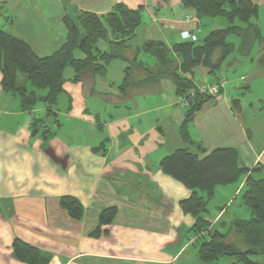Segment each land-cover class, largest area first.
Wrapping results in <instances>:
<instances>
[{"label": "crops", "instance_id": "0c3cea01", "mask_svg": "<svg viewBox=\"0 0 264 264\" xmlns=\"http://www.w3.org/2000/svg\"><path fill=\"white\" fill-rule=\"evenodd\" d=\"M255 4V24L262 29L264 0ZM116 5L140 9V26L122 46H113L118 41L108 34L97 49L126 60L113 59L102 75L88 72L78 81L67 67L51 116L46 117L43 105L22 110L18 95L2 90L0 72V264H25L14 257L16 240L38 250L37 264H210L199 261L197 248L188 244L194 220L180 203L191 191L165 175L159 162L177 150L203 158L215 149L232 148L238 168L264 173V125L258 122L264 114V44L255 45V55L247 58L246 76L239 78L247 85L238 96L226 94V75L194 69L192 77L199 75V81L225 82L188 125L191 145L180 137L186 110L178 105L174 83H144L138 66L157 67L143 50L146 44H164L169 59L178 63L171 47L185 42L184 33L201 39L222 29L221 23H199L181 0H0V29L45 58L65 43L66 15L101 18ZM74 59L84 56L75 51ZM126 73L129 84L122 90ZM19 81L25 79L18 76ZM254 86L255 102L244 101ZM38 119L45 120L51 138L32 134ZM244 180L214 190L208 220L220 230L240 218L227 212ZM64 197L81 204L79 220L60 207ZM109 208L116 214L101 225L99 214Z\"/></svg>", "mask_w": 264, "mask_h": 264}, {"label": "trees", "instance_id": "16d2710c", "mask_svg": "<svg viewBox=\"0 0 264 264\" xmlns=\"http://www.w3.org/2000/svg\"><path fill=\"white\" fill-rule=\"evenodd\" d=\"M181 4L195 13L199 23L219 18L227 26L212 30L195 42L173 45L171 52L178 58V63L169 59L170 51L164 44L148 43L143 50L157 60V67L155 70L138 67L146 75L144 83L153 85L169 79L176 87L177 96L188 99L179 133L184 142L193 145L187 127L202 105L214 98L199 93L187 76H192L197 67L216 74L233 53L240 58L250 57L255 45L264 44V28L252 22L258 18L255 0H181ZM64 26L67 32L64 45L45 58H38L28 44L0 29L1 88L6 93L18 95L22 110L32 111L42 104L46 117L51 116L62 92L63 72L67 67L74 70V81H78L88 72L102 75L111 60L122 58L114 53H99L97 43L110 34L118 41L113 46H122L140 26V9L116 5L101 18L90 13L76 14L74 19L66 15ZM229 37L238 39V47L228 42ZM75 51H80L84 59H74ZM260 63H264V56ZM19 75L25 76L22 85L18 84ZM128 79L126 73L122 90L129 84ZM31 132L44 140L53 135L44 119L34 120ZM197 148L203 153L200 146ZM159 168L191 191L190 197L180 203V209L194 220L192 235L205 233L197 240L199 261L212 263L230 258L234 261L232 264H261L251 260L264 256V180L254 176L258 169L248 172L238 168L237 152L232 148L215 149L203 158L187 150H177L164 157ZM244 178L239 195L250 216L237 218L220 230L208 220L214 190L218 186H238ZM59 203L72 219L81 218L82 206L77 200L64 197ZM115 214L114 208L103 210L99 214L100 224H110ZM13 254L25 264H37L39 258L37 249L17 240L13 244Z\"/></svg>", "mask_w": 264, "mask_h": 264}, {"label": "rangeland", "instance_id": "374dc122", "mask_svg": "<svg viewBox=\"0 0 264 264\" xmlns=\"http://www.w3.org/2000/svg\"><path fill=\"white\" fill-rule=\"evenodd\" d=\"M209 20H212L209 22H213L216 24L221 23L223 25V27L227 26L226 22L223 19L217 18V19H209ZM252 22L255 23L256 21L252 20ZM228 42H231L232 44L235 45V47H238V39L237 38L229 37ZM252 55H255V49L252 51L251 57H252ZM247 62H248L247 58H240L237 55V53H233V55L231 57H229V59L226 61V63L222 66L221 71L217 73V76L226 75L227 80L229 81V83L227 85L225 84V86H224L227 95L232 96V97L238 96V95H240V91H242V89H244L246 87L247 82L244 80V78L242 80H239V78L242 77L243 75L246 76L245 75L246 72H245L243 66L246 65ZM239 65L242 67L239 68L238 67ZM224 69L227 70L225 73H223V71H222ZM198 76L199 75L195 74V81H196V77L198 78ZM19 77L25 79L24 75H19ZM224 82H225V80H224ZM19 84L22 85V81H19ZM260 87H262V86L260 85ZM257 88H258L257 86H254L251 89L253 91V94L252 95H246L244 101L254 103L256 96H257ZM38 106H42V104H38ZM258 122L260 123V126L264 125V114L259 116ZM255 177L257 179H264V173L262 174L261 172H258V173H256ZM231 199H232V201H231L232 204L228 205L229 207H228L227 216L232 217L234 215L235 217L249 218L250 212L242 204L240 195H236L235 197H232ZM192 236L195 237L196 235H191V237ZM190 238L188 240V244L194 245L196 247L198 238L195 239L194 243L190 241ZM251 260L254 262H257V263L264 264V256L263 257H253V258H251ZM227 261H229V264L234 262L230 258H223V259L219 260L218 262H212L210 264H226Z\"/></svg>", "mask_w": 264, "mask_h": 264}, {"label": "built area", "instance_id": "2783aa9c", "mask_svg": "<svg viewBox=\"0 0 264 264\" xmlns=\"http://www.w3.org/2000/svg\"><path fill=\"white\" fill-rule=\"evenodd\" d=\"M182 37H183L184 41L195 42L197 40V38L195 36L188 34V33H184ZM187 78L193 82L196 90L199 93L207 94L213 98H216L219 95V92H220V90H222V86L224 84L223 78L217 79V81H215L213 83H209L206 80L199 81L198 79H196V81H195V78L192 76H187ZM178 105L185 109L189 105L188 99L185 96L178 97ZM203 235H205V233H200V234L196 235L195 237L192 236L190 238V241L194 243L195 239H197Z\"/></svg>", "mask_w": 264, "mask_h": 264}]
</instances>
